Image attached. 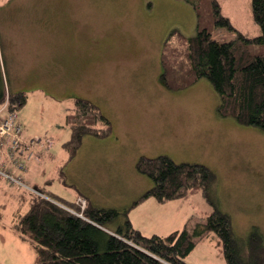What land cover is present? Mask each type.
<instances>
[{"label":"rangeland","instance_id":"obj_1","mask_svg":"<svg viewBox=\"0 0 264 264\" xmlns=\"http://www.w3.org/2000/svg\"><path fill=\"white\" fill-rule=\"evenodd\" d=\"M218 1L222 13L230 18L234 28L251 37L261 32L254 21L250 0ZM76 2L78 7L71 2H64V5L75 7L67 8L69 12L79 11L74 16L79 19L77 23L75 20L73 28L79 36L80 69L73 75L64 69L60 82L35 79L28 74L31 67L23 60L26 42L24 34L21 36L26 27L19 19L23 8L16 6L9 10L11 16H19L13 17V29L10 31L0 15V85L5 87V97L17 85L28 94L27 102L16 109L24 134L41 137L42 140L51 139L48 136L55 138L51 147L45 143L44 148L64 159L66 151L63 145L71 137L66 110L73 106L75 96L96 102L111 118L113 131L115 128L126 130L127 121L138 116L144 123H153L154 128L157 126L151 143L144 141L145 137L136 138L124 156V152L117 154L113 150L91 153L103 156L99 164L109 165L108 173L113 181L117 177L121 181L127 180L131 173L130 158L139 149L146 150L145 156L165 154L177 162L205 163L217 174L215 199L230 214L234 233L245 238L257 226L264 235V130L219 114L216 109L218 95L206 79L182 91L168 89L160 79V56L168 34L174 31L192 36L196 33L197 16L192 4L187 0ZM7 5L8 0H0V10ZM204 17L203 23L208 22V17ZM212 30L213 36L221 41L236 36L234 30L224 26H215ZM71 32L61 40L65 47L75 45ZM9 40H12L15 53ZM18 74L23 79L21 81L18 77L20 80L16 83L14 79ZM149 117L152 121H148ZM85 137L80 149L88 154L99 138ZM87 137H91L90 140ZM126 138L129 139L128 135ZM37 151L45 152L38 147ZM43 159L44 162L38 164L37 171H34L37 175L30 173L25 182L38 185L35 186L53 194L56 199L75 202L76 188L66 179L51 177L53 164L42 155ZM83 159L85 168L81 173L91 175L87 167L90 159L85 155ZM96 163L92 158L91 164ZM19 189L0 178V264L35 263L34 243L12 226L18 206L17 196L21 193ZM105 195L110 198L109 194ZM190 197H193L192 208L198 213V218L203 216L198 220H205V214L212 210V206L202 193ZM26 209L24 206L21 208L23 213ZM219 241L214 232L198 239L185 261L190 264H225Z\"/></svg>","mask_w":264,"mask_h":264},{"label":"trees","instance_id":"obj_2","mask_svg":"<svg viewBox=\"0 0 264 264\" xmlns=\"http://www.w3.org/2000/svg\"><path fill=\"white\" fill-rule=\"evenodd\" d=\"M187 1L195 10L197 30L192 36L168 34L160 56L161 81L170 90L182 91L206 79L218 95L219 114L264 130V0H250L261 30L252 37L234 28L218 0ZM205 15L209 21L203 23ZM215 26L232 29L236 36L218 40L212 33ZM5 95L0 85V104ZM27 99L26 91H11V109ZM65 118L71 137L63 145L64 164L77 155L85 136L106 138L114 132L108 114L85 97H74ZM136 169L152 181L145 193L124 208L103 207L88 199L82 216L76 200L63 201L44 190L39 189L43 195H37L20 188L12 226L34 243V264H190L185 257L198 239L211 232L220 239L225 264H264L263 233L257 226L245 238L234 233L230 214L215 199L217 174L210 166L177 162L161 154L140 156ZM197 193L204 195L212 210L205 220H198L203 218L199 215L190 218L180 230L164 236L144 235L129 220L130 209L148 197L166 202ZM22 206L27 207L24 213ZM115 222L118 227L110 229Z\"/></svg>","mask_w":264,"mask_h":264},{"label":"crops","instance_id":"obj_3","mask_svg":"<svg viewBox=\"0 0 264 264\" xmlns=\"http://www.w3.org/2000/svg\"><path fill=\"white\" fill-rule=\"evenodd\" d=\"M64 2L76 3L77 7L79 6L76 0H8V5L3 10H0V15L10 31L13 29V17L19 16L15 14L11 16V11L9 10L16 6L23 8L19 17L20 20H23V26L26 27L21 32V36L23 37L24 34L26 42L23 53L25 59L23 60L26 65L31 67L28 74L31 77H35V79L60 82L64 69L71 71V75L80 69L78 61L79 36H77V31L73 28L75 20L77 23V19H79L78 17L74 18V16H77L76 13L79 11H74L73 9L71 12L67 11V8L75 7L73 5L65 6ZM70 30L72 31V37H75V45L69 48L65 47L61 40L65 39ZM9 42H11L12 51L14 52L12 40H9ZM23 75L27 76V73H23ZM18 77L21 81L23 79L22 75L18 74L14 79L16 83H19L20 79ZM21 90V87L17 85L11 91ZM148 121H152L150 117ZM126 126V130L115 128L110 136L97 139L92 149L88 150V154L82 153V149H80L77 155L65 164L62 163L66 160L67 154L64 159L63 157L57 158L48 150L49 148H44L43 144L45 143L48 147H51L55 138L48 136L51 138H47V140H50L48 144L47 140H42L41 137H30V135L24 134L25 140H36L31 147L33 156L27 162L24 179L30 178L28 176L30 173L37 175L35 173L37 171L36 168L38 164L44 162V159L41 160L43 155L45 158L50 159L53 164L51 177L56 176L62 181L64 178L69 185L76 188L77 193L75 194V199L73 198L74 200H76L78 195H82L103 207L124 208L131 205L152 186L151 179L139 173L136 169L138 158L145 154L146 150L139 149L133 153L131 158V152L129 153L132 164L131 173L127 176L126 181H121L119 177L113 181L108 173L110 170L109 165L101 166L99 164L100 160H103V156L92 155L99 154L100 151L113 150L117 154L124 152L122 155L124 156L131 150L136 138L140 140L145 137L146 140L144 141L151 143L156 135L157 126L154 128L153 123H144L138 116L127 121ZM127 135L129 139L126 138ZM90 138L87 137V140H90ZM37 147L38 149L43 148L45 152L41 154L37 151ZM84 155L90 159L91 168H89L90 165L87 167L91 175L81 173V170L85 168ZM92 158L98 163L92 165ZM110 164L112 165L111 162ZM61 169L65 172V176L61 174ZM42 170L44 171V168ZM78 172H80V175ZM90 176L91 182H89ZM35 185L33 186L35 187ZM113 192L114 194H112ZM105 194H109L110 198ZM189 197L176 198L166 202H160L154 197H148L130 209L129 220L133 227L140 230L144 235H167L175 230L182 229L190 218L198 216V213L192 208L193 197ZM118 225L119 223L115 222L110 224L109 228L115 230Z\"/></svg>","mask_w":264,"mask_h":264},{"label":"built area","instance_id":"obj_4","mask_svg":"<svg viewBox=\"0 0 264 264\" xmlns=\"http://www.w3.org/2000/svg\"><path fill=\"white\" fill-rule=\"evenodd\" d=\"M35 142V139L25 140L23 124L16 109H11L8 94L0 104V178H5L19 188L43 195L38 188L27 184L22 175L26 171L27 161L33 156L30 148ZM76 203L82 211L87 206V200L82 196L77 197Z\"/></svg>","mask_w":264,"mask_h":264},{"label":"water","instance_id":"obj_5","mask_svg":"<svg viewBox=\"0 0 264 264\" xmlns=\"http://www.w3.org/2000/svg\"><path fill=\"white\" fill-rule=\"evenodd\" d=\"M54 200V199H53ZM55 202H57V203H59L58 201H56V200H54ZM80 216H82V215H80Z\"/></svg>","mask_w":264,"mask_h":264}]
</instances>
